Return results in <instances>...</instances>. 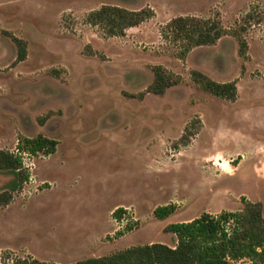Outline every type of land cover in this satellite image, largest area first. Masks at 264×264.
<instances>
[{"label": "rangeland", "instance_id": "rangeland-1", "mask_svg": "<svg viewBox=\"0 0 264 264\" xmlns=\"http://www.w3.org/2000/svg\"><path fill=\"white\" fill-rule=\"evenodd\" d=\"M105 4L156 14L108 37L87 21ZM252 6L264 0H0V149L17 152L20 137L39 134L58 142L55 153L23 154L29 180L0 204V262L33 253L62 264L172 245L168 224L237 211L245 199L261 201L264 214V25L249 29L245 57L225 36L180 59L161 36L176 16L219 14L233 27ZM11 34L27 42L21 62ZM154 65L182 81L146 92ZM193 69L234 81L237 99L202 89ZM187 127L196 133L186 144ZM13 178L0 172V192ZM170 203L175 212L155 216Z\"/></svg>", "mask_w": 264, "mask_h": 264}, {"label": "trees", "instance_id": "trees-1", "mask_svg": "<svg viewBox=\"0 0 264 264\" xmlns=\"http://www.w3.org/2000/svg\"><path fill=\"white\" fill-rule=\"evenodd\" d=\"M151 7L138 10L119 5L105 4L91 11L87 21L99 26L108 36H123L132 27L139 26L155 16ZM256 25H264V9L252 6L233 27L224 25L219 14L213 17L180 15L172 18L161 28V36L177 47L176 55L186 59L188 54L201 46L215 45L225 36H232L239 44V54L247 56V33ZM18 48L16 62L27 57V42L10 35ZM153 82L146 92L164 94L172 86L179 84L182 77L163 65L152 66ZM193 81L205 91L227 100L235 101L238 88L234 81L218 82L201 70L191 71ZM145 92L137 97H144ZM196 131L186 128L182 140L185 141ZM57 140L39 134L36 137H20L17 152L0 149V172H10L14 178L8 190L0 192V204L8 205L13 192L23 187L29 180V172L24 166L23 154L56 152ZM187 144V142L185 141ZM173 203L159 205L154 214L166 218L176 211ZM123 207L114 210V217H122ZM132 230V227H129ZM175 237L174 245L162 242L139 244L116 251L112 254L90 257L70 264H232L249 259L250 264H264V214L261 201L244 200L243 207L237 211H222L219 215L205 212L189 221L174 222L164 228ZM11 260V262H10ZM0 264H60L46 262L32 257H5Z\"/></svg>", "mask_w": 264, "mask_h": 264}, {"label": "crops", "instance_id": "crops-1", "mask_svg": "<svg viewBox=\"0 0 264 264\" xmlns=\"http://www.w3.org/2000/svg\"><path fill=\"white\" fill-rule=\"evenodd\" d=\"M120 207H123V206H120ZM126 207V206H125ZM118 206H116L114 209H117ZM124 208V207H123ZM114 209L112 211H114ZM196 216L190 218V219H185V220H182V221H189L193 218H195ZM174 245V244H172ZM16 256H19L21 258H25V257H32V258H36V255L33 254V253H14ZM39 255V254H38ZM44 259V260H43ZM42 261H46V262H55V263H61L59 261L61 260H58L57 258H49L48 256L46 258H42ZM78 260H74V259H68L64 262H62V264H70V263H73V262H76Z\"/></svg>", "mask_w": 264, "mask_h": 264}, {"label": "built area", "instance_id": "built-area-1", "mask_svg": "<svg viewBox=\"0 0 264 264\" xmlns=\"http://www.w3.org/2000/svg\"><path fill=\"white\" fill-rule=\"evenodd\" d=\"M123 214L125 215V212H124ZM123 214H122V215H123ZM121 218H122V217H121Z\"/></svg>", "mask_w": 264, "mask_h": 264}]
</instances>
